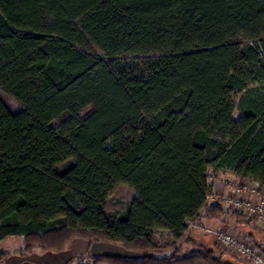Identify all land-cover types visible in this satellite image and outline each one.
I'll list each match as a JSON object with an SVG mask.
<instances>
[{
	"label": "trees",
	"instance_id": "16d2710c",
	"mask_svg": "<svg viewBox=\"0 0 264 264\" xmlns=\"http://www.w3.org/2000/svg\"><path fill=\"white\" fill-rule=\"evenodd\" d=\"M221 172L264 187V0H0V241L19 256L81 240L174 252L66 264H236L178 247L224 215Z\"/></svg>",
	"mask_w": 264,
	"mask_h": 264
},
{
	"label": "rangeland",
	"instance_id": "374dc122",
	"mask_svg": "<svg viewBox=\"0 0 264 264\" xmlns=\"http://www.w3.org/2000/svg\"><path fill=\"white\" fill-rule=\"evenodd\" d=\"M10 105L13 107L11 102H9ZM237 117V115H236ZM229 181L231 184H241L244 182H238L232 174L227 172H221L217 174L209 173V183L211 185V191L218 194H224L226 192V184L225 181ZM251 183V182H250ZM252 184V183H251ZM255 185V184H254ZM221 186L222 188H220ZM218 187V189H217ZM220 189V191H219ZM222 189V190H221ZM115 202L119 201L120 203H124L126 200L131 199V193L124 189L120 188L118 189L110 201L114 200ZM111 204V203H109ZM117 207V206H116ZM207 207H212L211 204L207 203ZM222 217H227L231 219L232 223H235L236 226H239L242 229L250 231L252 233L251 235H257L263 238L264 236V225L259 226L255 222L248 220L244 215L237 212H231V211H224V215ZM221 217V218H222ZM230 222V223H231ZM252 222V223H250ZM243 225V226H241ZM196 228L191 227L189 228L188 235L190 238H188V243L178 245L180 249V254L185 255L189 253L191 250L197 248L198 244L202 245L203 247L213 249L217 253H219V256L224 255L226 258V261H232L236 264H246L243 259L236 257V255L232 254L229 251H224L221 249V247L216 243L214 237L212 234H209L207 231H215V232H222L224 234H228L234 239L241 241L242 243H246L253 248H256L255 244L250 242L248 239V236L242 234L243 237L238 238V236H234L233 234L223 231L225 228L223 224L217 223V222H210L205 225H195ZM203 226H206L207 228H204ZM246 226V227H245ZM221 230V231H219ZM207 232V233H206ZM246 236V238H245ZM158 241L161 243V245H166L164 243L163 236H158ZM22 241L23 239L20 237H14V238H7L5 240L0 241V255L1 254H8V258L0 261V264H66L69 260L76 256H84L92 255V256H106V257H118V258H125L130 260H140L144 258L145 256H169L173 254L174 249L172 247H166L158 252H149V253H137V252H130L124 250L122 247L114 245V244H108V243H99V244H89V246H82L80 240L79 242H74L71 245V248H68V250H64L61 253L54 254V253H44L39 250H33L32 253L27 257H21L16 252L22 248ZM264 241V240H263ZM171 243V242H170ZM81 245V246H80ZM163 246V247H164ZM257 249V248H256ZM22 262V263H21ZM85 262V261H83ZM79 263V260H76L72 262L71 264H77Z\"/></svg>",
	"mask_w": 264,
	"mask_h": 264
},
{
	"label": "built area",
	"instance_id": "2783aa9c",
	"mask_svg": "<svg viewBox=\"0 0 264 264\" xmlns=\"http://www.w3.org/2000/svg\"><path fill=\"white\" fill-rule=\"evenodd\" d=\"M226 192L218 194L212 192L207 197L211 206H219L224 211L237 212L259 226L264 225V187L246 181L241 184H231L225 181ZM191 227L196 228L195 225ZM212 234L216 243L224 251H229L236 257L243 259L246 264H264V255L258 249L242 243L228 234L207 231ZM206 232V233H207Z\"/></svg>",
	"mask_w": 264,
	"mask_h": 264
},
{
	"label": "crops",
	"instance_id": "0c3cea01",
	"mask_svg": "<svg viewBox=\"0 0 264 264\" xmlns=\"http://www.w3.org/2000/svg\"><path fill=\"white\" fill-rule=\"evenodd\" d=\"M220 188H222L221 186H219ZM218 189V187H217ZM222 190V189H221ZM214 191V190H213ZM212 191V192H213ZM220 191V189H219ZM201 224L205 225V224H208L210 222H217V223H220V224H223L224 225V229L223 231H227L231 234H233L235 237L238 236V238H241L243 237L242 234L248 236L249 238H245L248 239L250 242L254 243L256 248L261 252L263 253L264 255V236H262L263 238H261V234L263 235V233H260V236H257V235H251L252 233H250V231L248 232L247 228L246 229H242L240 226L238 228V226H236L235 223H232L231 222V219L227 218V217H222L220 219H215V220H206V219H202L201 220ZM231 222V223H230ZM243 226V225H241ZM204 228H207L206 226H203ZM246 227V226H245ZM209 229V228H207ZM221 231V230H219ZM74 242H79V240H74L72 241L67 247L65 250H68V248H71V245L74 243ZM81 244L82 246H89V243L88 242H85V241H81ZM81 246V245H80ZM45 253H48V252H45ZM56 254V253H55ZM58 254V253H57ZM22 263V262H21ZM28 264V263H26Z\"/></svg>",
	"mask_w": 264,
	"mask_h": 264
}]
</instances>
